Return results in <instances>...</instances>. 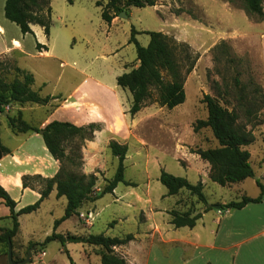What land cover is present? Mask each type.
Masks as SVG:
<instances>
[{"label":"rangeland","instance_id":"374dc122","mask_svg":"<svg viewBox=\"0 0 264 264\" xmlns=\"http://www.w3.org/2000/svg\"><path fill=\"white\" fill-rule=\"evenodd\" d=\"M96 1L51 0L52 23L49 37L43 30L41 31L40 26L36 27L42 36L45 35V44L53 46L55 59L36 55L32 47L35 39L37 41L36 34L26 37L27 53L15 52V58L0 57V66L8 80L15 77L14 68L18 66L33 74L35 81L32 88L35 91L42 96L52 97L47 108L29 111L25 119L31 123L42 120L52 110L48 106L57 105L70 93L75 83L86 76L100 79L112 86L121 104L130 109L133 100L131 92L116 85L119 75L139 64L136 45L130 42L132 28L138 31L136 34L138 42L142 46H147L150 37L146 31L166 30L169 25H166L161 15H167L172 23L167 34L180 43L188 44L191 52L197 56L195 67L186 78V100L169 109L156 101L157 93L153 91L152 98L140 113L132 117L128 112L126 124L118 117L114 124L110 125V132L116 135L112 140L127 144L129 147L124 162L125 179L137 184L134 186L135 191L145 192L148 187L151 188L152 196L158 199L164 208L192 210L198 203L207 208V204L199 202L197 197L187 190H182L177 195H168V190L159 181V176L162 170H166L176 176L186 178L190 176L191 183L196 184L195 177L186 166L190 165V169H194L199 160L192 155L188 158L187 153L184 154L183 151L191 152L192 149H206L218 145L209 127L194 131L197 120L206 119L208 116L206 104L202 101L205 94L217 98L221 104L234 111L238 117V125L243 131L251 132L255 137L259 134L264 135V52L260 38L256 34H260L261 28L252 23L262 20L256 16L249 17L242 8L241 0L233 3L223 0L236 8L235 17L226 15L220 9L221 4L213 2L217 8L215 9L217 18L214 14H207L205 8L195 0H157V7L132 6L127 10L126 18L118 15L119 21L109 24L102 19ZM208 8L212 9V6ZM180 17L183 18L179 21L182 22L181 27L173 20ZM188 19L195 21L189 25L185 22ZM11 23L13 24L8 25L6 29L8 39L19 36L17 31L19 26ZM125 64L128 67H125ZM165 77L168 78L166 74ZM105 99L110 100V97L105 96ZM16 110L15 105L6 106V111L15 113ZM3 115L5 114H0V119ZM1 121L0 135L7 144V135L11 130L6 120ZM92 138L83 142L79 138L76 140L77 145L83 143L82 155L84 145ZM108 150L107 155L100 150L102 152L98 155L99 161L95 171L90 173L98 177L95 192L102 191L117 170L118 160L112 155L109 147ZM247 185L249 194L258 189L251 179ZM127 188H130V185L124 183L118 185L119 192ZM204 193L208 204L211 205L223 197L228 200L235 199L239 187L229 188L211 181L204 189ZM164 194L166 196L162 198ZM115 198L119 199V202ZM120 198L122 200L121 196H114L113 193L104 194L96 200L95 207L81 209L78 215L58 224V231L62 234L68 229L71 235H74L77 228L81 232L79 234L103 233L108 236L134 232L135 222L132 220L119 223L117 226L113 222L117 208L122 213L126 211V208L120 206ZM176 198L178 201L175 206ZM89 203L86 202V205ZM66 204L65 197H55L53 200L49 199L37 214L23 216L20 240L25 246H30L28 252L32 250L30 262L27 264H102L100 255L95 250L98 247L83 242L66 241L62 244L58 239L46 241V238L55 231L56 221L64 216ZM129 210V213H132V209ZM91 212L93 217H96L95 226L87 228L80 225L77 217L88 226L94 223V218L89 220L90 222L82 218L89 217ZM164 217H168V214L166 213ZM28 240H31L30 245ZM177 250L175 245L164 244L159 246L157 255L153 256L168 261L169 258L177 256ZM42 251L46 252V256L40 259ZM133 255L139 253L133 252ZM27 257L28 254L24 253L15 258L24 260Z\"/></svg>","mask_w":264,"mask_h":264},{"label":"crops","instance_id":"0c3cea01","mask_svg":"<svg viewBox=\"0 0 264 264\" xmlns=\"http://www.w3.org/2000/svg\"><path fill=\"white\" fill-rule=\"evenodd\" d=\"M195 1L205 8L207 14H214L216 18L217 14L215 9L217 8L214 7L213 2L215 4L219 2L221 4L220 9L225 12L226 15H229V17L236 14V8H233L230 3L223 0H212L211 2H207L206 0ZM105 2L106 1H104V3ZM5 3L6 0H0V57L13 56L15 58V52H19V54L27 53V48L25 46L26 37H30L32 34L27 33L23 35L20 28L17 27L19 36L12 37L11 39L6 37V29L8 25H12L13 23L5 16ZM157 6L158 5H155L154 7ZM209 6H212V9H209ZM99 8L101 17L106 23L114 24L119 21V16L115 15L112 9H107L105 11L104 6H99ZM161 13L162 12H160V15ZM223 16L225 17V15ZM161 18L166 25L170 27L172 24L171 18L167 15H161ZM182 19L183 18L180 17L173 20H176L181 27L182 22L179 21ZM229 20L231 19L229 18ZM192 21L195 20L188 19V21L185 22L192 25ZM252 23L261 28L260 34H256L260 38L262 50L264 52V20ZM36 26L40 25L33 24L31 27L34 34H36L37 41L47 47V49H37V41L35 39V43H33L32 47L36 55L49 56L55 59L56 54L53 51V46L45 44V33V35H41L42 30L45 32L44 29L40 26L41 31H39ZM169 27L163 32L167 34ZM125 67H128L127 64H125ZM116 86L123 90H128L127 87L119 85L118 82ZM105 96L110 97V100H106ZM47 105H49V103L46 105L26 103L23 106L15 107L17 110H22L23 118L25 119L27 112L34 111L37 108H47ZM48 107L52 110L48 112L42 120H39L37 123H30L40 128H44L53 120L67 121L77 126H86L89 124H97L100 126V129L95 131L94 137L91 140H87L83 148L84 172L87 174L95 171L99 161L98 155L102 152H100L101 149L106 155L109 154V143L115 135L110 132V125L112 123L114 124L118 117L123 119L126 124V118L129 116L128 112L130 110L121 104L119 96L113 91L112 86L92 76L82 78L79 82L75 83L70 93H68L66 97H63L57 105ZM1 120H6L7 122L6 117L3 116L0 119V127L2 123ZM10 130V133L7 135V144L4 143L0 135L2 143L11 150V153L0 159V185L4 187L10 196L17 202L15 208L17 212L27 205L34 204L41 197L43 184L39 183L37 180H29V186L24 187V177L40 175L43 178H52L58 172L60 163L52 156L45 144L43 135L40 133H15L11 128ZM246 148L251 153L250 161L254 170V176L241 182L226 185L229 188L238 186L239 193L235 199L228 200L223 197L219 202H215V204H221L222 206L230 201H240L243 196L255 198L260 195L261 189L258 185V181L264 184V135H256L254 142L246 146ZM183 153L186 154L188 158L189 155H192L196 156V160H199L194 169H190V165H187L186 168L191 171V175L195 177L196 183L202 182L204 189H206L212 181L210 178V164L201 159L198 154L190 151H183ZM187 177L189 178L190 176ZM250 179L258 188L252 194H249L247 190V182ZM188 180L190 182L192 181L191 178ZM134 184L137 185L136 183ZM113 194L114 196L119 195V197H122V200L120 198V206H123V209L126 208L125 213L120 212V209L117 208L118 210L115 212L116 217H114L115 220L113 221L116 223V226L128 220L135 222L134 232H122V234H112L111 236L124 237L127 234H133L134 239L125 245L115 248V251L125 257L129 264H264V196L260 202H251L243 208L234 210L215 209L213 207L208 209L204 208V205H199L198 203L196 207L192 209L194 213H201V218L197 220L196 225L192 228L188 226L176 228L171 223L172 216L169 212L176 208H164L161 203L158 202V199L152 196L151 188L148 187L145 192H137L134 186H130V188H127L125 191L119 192L117 186ZM164 196H166V194L162 195V198ZM55 197L58 198L56 187H54L50 195L41 203L36 211L19 215V230L12 239L13 257L17 255L22 256L24 253L28 254V250L30 249V246H25L20 240V232L23 230V216L37 214L42 210L44 204L49 199L53 200ZM115 199L119 202V199ZM125 199L127 200L125 201ZM177 201L178 198L175 200V206ZM95 203L96 201L90 202L89 205L85 204L82 209L90 206L95 207ZM129 209H132V213H129ZM166 213L168 217H164ZM10 215V208L6 206L4 200L0 198V236L4 234L5 229L12 228L13 226V220ZM130 215L132 217H130ZM54 218L55 217H52V219ZM93 218L94 223L88 226L81 221L80 217H77L80 225L87 228L95 226L96 217ZM75 231L76 233L74 235H85L79 234L81 232L77 230V228ZM54 232L60 233L58 231V226L55 227ZM62 234L68 235L72 233L67 229L66 232ZM28 243V245H30L31 240H28ZM164 244L177 246V256L172 259L169 258L168 261L153 256L157 255L159 246ZM5 250V245L0 241V264H8V254H6ZM95 250L100 255V247ZM133 252H138L139 255H133ZM15 257V260L21 261Z\"/></svg>","mask_w":264,"mask_h":264},{"label":"trees","instance_id":"16d2710c","mask_svg":"<svg viewBox=\"0 0 264 264\" xmlns=\"http://www.w3.org/2000/svg\"><path fill=\"white\" fill-rule=\"evenodd\" d=\"M104 1H106L104 3ZM233 3L236 0H228ZM242 8L249 17L256 16L264 20V0H241ZM51 0H6L5 16L11 22L16 23L23 35L34 34L32 25H40L47 36L51 29ZM98 6H104V10L112 9L115 15L132 7H147L157 5V0H97ZM138 31L132 28L130 42L136 45L137 61L139 64L130 71L117 77L119 85H123L131 92L133 100L129 113L134 117L147 102L152 98L153 91L157 93L156 101L169 109L182 104L186 100L185 82L187 75L194 69L197 56H195L186 43H180L163 31H146L150 36L147 46H142L136 39ZM37 48L41 50L47 47L37 42ZM15 77L8 80L0 66V114L4 113L9 127L15 132H37L44 129L43 138L52 156L59 161L60 167L52 178H43L40 175L24 177V187L29 186V180H37L43 184L41 197L34 204L27 205L19 211H15L17 202L0 185V198L11 210L10 217L13 220L12 228L5 229L0 236V241L5 245L8 254V244L12 243L13 237L19 230L18 217L21 214L36 211L41 203L50 195L54 187L57 196H64L67 199L64 216L57 220L55 226L72 216L79 214V211L86 202H95L106 193H113L119 183L135 186L133 182L125 179V160L128 154V145L121 144L116 140L109 143V148L114 157L118 160L117 170L114 176L108 180V184L102 191L95 192L98 177L95 174H87L83 171L82 146L76 144V140L85 141L93 137V133L100 129L97 124L77 126L67 121L53 120L44 128L32 125L23 118L21 109L15 113L6 111V106H23L26 103L48 104L52 97L42 96L35 91L33 74L15 66ZM165 74L168 76L166 79ZM202 101L206 104L208 116L206 119L197 120L194 131L209 127L218 145L206 149H192V153L198 154L201 159L210 164V178L222 186L241 182L254 176L251 165V153L246 148L254 142L255 136L251 132L243 131L238 125V117L234 111L229 110L221 102L205 94ZM11 153V150L2 143L0 138V159ZM159 181L167 188L168 195H177L182 190L189 191L196 196L198 201L208 204L204 193L202 182L191 183L186 177L173 175L162 170ZM261 189L259 196L252 198L243 196L240 201H230L221 206V209H240L251 202H260L264 196V184L258 181ZM171 223L176 227H194L201 213H194L193 210L170 211ZM60 240L62 244L69 242H83L89 245L100 247L102 264H129L125 257L115 251L116 247L125 245L134 239L133 234L124 237H111L103 233L89 235H67L53 232L46 238V241ZM13 248V246H12ZM211 264V263H207Z\"/></svg>","mask_w":264,"mask_h":264},{"label":"water","instance_id":"95a60500","mask_svg":"<svg viewBox=\"0 0 264 264\" xmlns=\"http://www.w3.org/2000/svg\"><path fill=\"white\" fill-rule=\"evenodd\" d=\"M119 16L120 17H127V14H126V12L125 11H123V12H121L120 14H119ZM41 135H43V133H44V129H42V130H40V132H39ZM213 208H215V209H221V204H212L211 205ZM31 256H32V250H30L29 252H28V257L26 258V259H24V260H21V261H17V260H15L14 259V257H13V248H12V243L11 242H9V244H8V263L9 264H27L28 262H30V259H31Z\"/></svg>","mask_w":264,"mask_h":264},{"label":"built area","instance_id":"2783aa9c","mask_svg":"<svg viewBox=\"0 0 264 264\" xmlns=\"http://www.w3.org/2000/svg\"><path fill=\"white\" fill-rule=\"evenodd\" d=\"M82 218H84L87 222H89V220L93 219L92 212L89 213V217H82ZM45 256H46V252H45V251H42V252L40 253V259H41V258L43 259Z\"/></svg>","mask_w":264,"mask_h":264}]
</instances>
